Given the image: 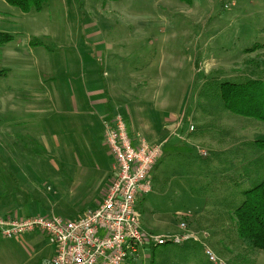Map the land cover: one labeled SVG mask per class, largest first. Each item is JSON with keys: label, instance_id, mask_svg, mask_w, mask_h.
<instances>
[{"label": "rangeland", "instance_id": "rangeland-1", "mask_svg": "<svg viewBox=\"0 0 264 264\" xmlns=\"http://www.w3.org/2000/svg\"><path fill=\"white\" fill-rule=\"evenodd\" d=\"M0 31L13 37L0 45L3 214L74 218L94 208L113 177L103 127L110 116L122 117L132 139L150 143L162 115L179 113L184 135L198 91L211 92L216 106L220 82L264 79L257 61L264 60V0H45L41 10L25 13L0 0ZM100 97V109L89 105ZM253 135L264 139V129ZM245 145L246 160L264 162V152ZM185 151L181 169L200 172L204 158L194 147ZM161 174L137 198L144 231L173 233L180 222L191 230L192 207L216 208L217 223L232 215L236 200L175 194ZM221 177L248 187L239 173ZM200 245L199 264H215ZM177 246L145 247L135 264H166ZM212 251L227 263L222 251ZM255 252V264H264V250ZM50 253L41 232H0V264H44Z\"/></svg>", "mask_w": 264, "mask_h": 264}, {"label": "built area", "instance_id": "built-area-1", "mask_svg": "<svg viewBox=\"0 0 264 264\" xmlns=\"http://www.w3.org/2000/svg\"><path fill=\"white\" fill-rule=\"evenodd\" d=\"M103 127L114 161L113 177L99 203L74 218L0 213L1 234L10 237L41 232L52 247L44 264H124L145 247L181 246L189 241L202 244L209 261L226 264L202 241L200 233L189 230L184 222L179 223V232L173 233L153 234L141 228L136 202L140 194L151 189L149 172L161 154L162 142L132 139L119 114L104 120Z\"/></svg>", "mask_w": 264, "mask_h": 264}, {"label": "crops", "instance_id": "crops-1", "mask_svg": "<svg viewBox=\"0 0 264 264\" xmlns=\"http://www.w3.org/2000/svg\"><path fill=\"white\" fill-rule=\"evenodd\" d=\"M198 92L195 95L190 116L185 118L189 129H185L184 135L181 133L184 123L180 121L183 117H178L179 113L162 115L160 121L155 127H152L150 141L162 142L163 152L161 150L160 158L152 166L149 179L151 177L158 179V176L160 177L162 173L163 181L173 189L175 194L179 195L181 192L194 200H236L233 203L235 206L238 204V200H241V192L251 187L254 182L261 180L259 178H262L261 173L264 170V162L257 160V163L253 164L246 160L243 154H245L244 151L248 147L245 143L251 146L256 139L253 130L264 129V126L259 122L233 115L228 119L229 113L218 104L204 107L200 97H198ZM104 100L103 97L96 98L89 105L95 104V107L100 109L98 103H102ZM95 112L93 110L91 113ZM191 124L193 129H190ZM242 130L243 132H241ZM185 147L188 149L196 148L200 156L204 158L205 162L203 161L198 166L200 172L204 170L205 182H199L202 177L200 172L197 173L195 167L189 172L181 169L183 167V157L187 154ZM233 173L244 175L243 179H245L244 181L248 184V187L238 188L239 181L236 183H232V181L224 182L226 178H222L221 175L230 176ZM187 214L193 221L191 230L199 232L205 244L206 240L212 236L214 245L228 248L229 251L224 250L221 254L225 256L226 260L235 257L237 253H241L240 257H243L246 262L247 259L251 260L252 254L247 255V250L242 248L233 233L230 216L223 222L217 223L219 218H216L218 216L216 208L203 211L199 207H192L187 211ZM209 231L213 232L210 233ZM204 233L207 234V237H203ZM212 242L210 241L209 244ZM196 247L200 248L201 245L193 241L173 247L172 254L165 255L166 264H199L195 254ZM138 254L128 258L125 263H138L140 261Z\"/></svg>", "mask_w": 264, "mask_h": 264}, {"label": "trees", "instance_id": "trees-1", "mask_svg": "<svg viewBox=\"0 0 264 264\" xmlns=\"http://www.w3.org/2000/svg\"><path fill=\"white\" fill-rule=\"evenodd\" d=\"M4 1L25 13L31 10H41L45 0ZM12 39L13 37L10 34L0 31V45H4ZM255 47L256 45H252L250 49ZM257 61L259 64L264 63L262 58H258ZM206 84L207 82L205 85ZM207 92L209 94H198L204 107H209L211 104H214L209 103L211 92ZM215 92L220 100L217 104L221 106L223 110L228 113L230 111L233 113V116L259 122L264 126V79L250 78L245 82L240 83L228 80L222 81L216 85ZM113 116H110V119H112ZM128 130L129 128H127L126 131ZM252 145H254L256 149L258 148V150L264 152V139H255ZM2 195L3 193L0 192V198ZM241 195L240 203L238 202V204L235 205L236 207L233 209L232 215H230L229 219L236 239L242 248L247 250V255L251 253L252 259H254L256 250H264V178L251 187L243 190ZM210 245L212 249L220 254L224 252V250L229 251L228 248L215 246L213 242L210 243ZM166 246L167 245H163L160 247ZM155 248L159 247H150L152 250ZM241 255V253H237L235 257L228 259L229 261L227 260V264L245 263L246 261L245 259L243 260V257H240ZM247 262L251 261L247 259ZM253 264H255V259Z\"/></svg>", "mask_w": 264, "mask_h": 264}]
</instances>
